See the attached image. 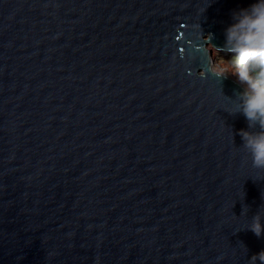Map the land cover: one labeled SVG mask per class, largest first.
Listing matches in <instances>:
<instances>
[{"label": "water", "instance_id": "obj_1", "mask_svg": "<svg viewBox=\"0 0 264 264\" xmlns=\"http://www.w3.org/2000/svg\"><path fill=\"white\" fill-rule=\"evenodd\" d=\"M253 2L0 0V264H264L206 49Z\"/></svg>", "mask_w": 264, "mask_h": 264}, {"label": "clouds", "instance_id": "obj_2", "mask_svg": "<svg viewBox=\"0 0 264 264\" xmlns=\"http://www.w3.org/2000/svg\"><path fill=\"white\" fill-rule=\"evenodd\" d=\"M232 19L233 23L225 29L223 46L212 44L220 63L210 62L207 72L220 83L234 75L244 85L242 91L236 92L235 111L230 113L244 115L248 128L239 130L242 146L250 155L252 166L264 170V0H254L248 7L234 11ZM211 38L212 34L210 41ZM222 52L228 58L221 56ZM248 228L258 237L264 235L259 212L253 215ZM258 254L264 260V251Z\"/></svg>", "mask_w": 264, "mask_h": 264}, {"label": "rangeland", "instance_id": "obj_3", "mask_svg": "<svg viewBox=\"0 0 264 264\" xmlns=\"http://www.w3.org/2000/svg\"><path fill=\"white\" fill-rule=\"evenodd\" d=\"M207 49H208V51L210 52V53H209V58L211 59V62H215V63L219 64V63H220V59H219V56L217 55V50H215L211 45H207ZM220 55H221V56H224L225 58H228V57L226 56V54L223 53V52L220 53ZM228 77L234 79L235 81H238V80H237V77L234 76V75H231V76L229 75Z\"/></svg>", "mask_w": 264, "mask_h": 264}, {"label": "bare ground", "instance_id": "obj_4", "mask_svg": "<svg viewBox=\"0 0 264 264\" xmlns=\"http://www.w3.org/2000/svg\"><path fill=\"white\" fill-rule=\"evenodd\" d=\"M206 49H207V47H206ZM208 50V49H207ZM231 76V75H230ZM238 83H240L239 81H237ZM241 84V83H240ZM243 87H244V85L243 84H241Z\"/></svg>", "mask_w": 264, "mask_h": 264}]
</instances>
